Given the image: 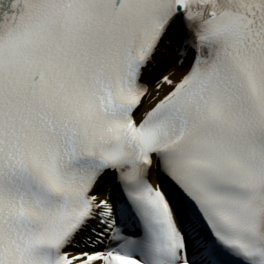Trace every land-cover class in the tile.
<instances>
[{
	"label": "snow or ice",
	"instance_id": "1",
	"mask_svg": "<svg viewBox=\"0 0 264 264\" xmlns=\"http://www.w3.org/2000/svg\"><path fill=\"white\" fill-rule=\"evenodd\" d=\"M0 264H264V0H0Z\"/></svg>",
	"mask_w": 264,
	"mask_h": 264
}]
</instances>
